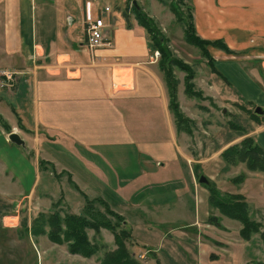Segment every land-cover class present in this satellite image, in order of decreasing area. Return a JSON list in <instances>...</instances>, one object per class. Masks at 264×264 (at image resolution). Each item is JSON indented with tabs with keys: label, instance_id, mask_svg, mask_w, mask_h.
<instances>
[{
	"label": "crops",
	"instance_id": "crops-1",
	"mask_svg": "<svg viewBox=\"0 0 264 264\" xmlns=\"http://www.w3.org/2000/svg\"><path fill=\"white\" fill-rule=\"evenodd\" d=\"M103 1L0 0V71L14 73L17 80L11 94L4 77L0 87L6 100L0 102V115L11 128L7 134L0 125V147L8 154L0 155V188L11 189L9 196H0V232L15 228L4 227L2 217L56 184V199L70 213L79 214L83 194L104 201L133 231L143 227L134 236L146 247L139 256L148 259L146 264H220L225 255L202 236L214 238L203 229L199 211L203 203L208 208V195L201 193L197 203L192 163L209 165L240 137L226 133L225 142L192 155L168 108L148 34L134 11L126 21L131 0H119L113 10L104 5L111 8L106 21L113 47L88 50L83 20ZM189 1L197 36L222 40L234 53L209 50L228 89L235 98L251 99L257 91L240 63L249 58L238 53L264 52V0ZM136 3L163 26L165 6L157 0ZM250 58L261 59L264 69V55ZM11 133L23 145L11 143Z\"/></svg>",
	"mask_w": 264,
	"mask_h": 264
},
{
	"label": "rangeland",
	"instance_id": "rangeland-1",
	"mask_svg": "<svg viewBox=\"0 0 264 264\" xmlns=\"http://www.w3.org/2000/svg\"><path fill=\"white\" fill-rule=\"evenodd\" d=\"M118 1L119 0L103 1L101 3L102 7L99 8H103L104 5L108 3L113 10L115 7L114 5H117ZM131 1L136 2V0ZM149 1L152 2V0ZM157 1L165 6L163 11H165L166 14L163 13L162 15L164 19L163 26L158 28V25L156 24L157 30L166 39L165 47L175 58L191 68L194 73V78L191 81L193 84V90L194 92L201 93L199 97L186 95L184 91L185 73L177 68H172V75L176 81L177 102L180 111L193 123L192 134L178 132L185 134L182 137L187 140V148H189L191 154L197 156L199 153L203 154V152H207L210 144L212 145V142L213 144H216L221 140L225 142L226 139L229 138L226 133L235 136L238 135L240 137L235 143H239L245 137H250L264 151V134L259 137V134L264 132V115L257 116L254 114L256 107H260L264 111V69L262 68L261 59L250 58V56L264 55V52L238 53L240 56H248L246 58H249L248 60L243 59V62L240 63L244 67L242 70L253 83L252 85L255 87L253 89L257 92L252 95L251 99H241L240 96L235 98L236 95L230 92L228 89L229 84L223 77L219 78L218 76L210 75L212 71L207 65V59L202 56L200 49L186 42L184 37V22L180 21L175 15V12H172L169 8L170 5H177L179 2L176 3L175 0ZM182 1L183 4H180L177 7V10L188 17L190 13L187 12V7H190V1ZM137 5L139 7V3ZM124 11L126 21L128 22V18L133 17L131 5L127 4ZM210 48L213 47L207 48L209 54ZM160 58L161 55L159 52V58L157 61H159ZM248 70H251L253 75H255L250 76ZM4 73L7 72L0 71L1 88L5 86L3 85V77L7 80ZM230 74L233 75L234 73L232 72ZM14 78L15 75L13 74V79L10 81L7 80V93L14 91V87L11 88L17 81ZM162 78L165 84L163 73ZM0 102L1 105H5L4 103L6 100L3 96H0ZM223 110H225V113H223ZM0 118L6 122L1 115ZM0 155L7 157L8 154L0 147ZM225 166L226 164L224 161L220 157L217 158L216 155L209 165H205L203 168L195 166L192 163L194 183L200 190L197 203L199 205L201 204V193H203V195H205V193L208 195L206 186H213L224 194L241 195L242 193L245 195L244 198L248 204L251 218L261 223V231L264 233V176L261 173L248 170L244 164L230 166L228 170L223 168ZM53 175L55 176V173ZM201 175L209 181V185L205 186L198 183V179ZM239 175H243L244 178L241 182L235 183L233 179ZM54 176L53 179H51V182L55 179ZM31 181L32 178L30 177L26 183H30ZM54 181L56 183V180ZM43 182L44 180L42 179L41 184ZM40 193L41 195L39 194L38 197H34L35 202L32 201L31 196L30 203H28L29 201L26 203L23 202L17 212H10L7 216L2 217L1 222L4 227L7 226V229L15 228H13L11 232H0V264H100L103 255L116 248L112 234L105 229H101L99 234H95L92 230L86 231L89 240L94 241L100 246V249L91 258H85L77 254H70L68 252L67 242L62 245L54 244L48 239L46 234L33 236L31 234L32 221L38 214L43 213L49 215L57 210L61 213L60 215L68 213L73 214L68 211L62 200L56 199V184L52 186L51 191H41ZM10 194V188H0V196H9ZM42 199L45 200L41 202ZM84 207L85 203L83 208L77 211L79 214L73 215H83ZM109 209L113 211L110 207ZM94 210L104 213V206L101 203H94ZM200 210L201 212L199 211V215H202L205 221L203 227L204 231L206 234L208 233L214 237L211 239L207 235H202L203 238L218 245L220 248L218 249V253H223V255H225V260L218 259L220 264H228V262H231L232 264H264V242L259 234L254 235L250 241H243L238 235L240 229V224L238 222L223 217L217 210L212 209L209 205L207 208L205 203L200 205ZM113 212L120 215L115 211ZM206 212H208V214ZM126 214H128V217L137 215L134 212H128ZM91 215H94V213ZM209 216L217 217L220 221L221 228L209 224L207 222ZM122 217L125 219L124 216ZM110 219L114 221L113 218L110 217ZM151 225H153V223H151ZM120 229L128 230L130 235L133 234V237L131 236L127 240L126 245L134 258L141 263L146 264L148 259L146 260V258L139 257L146 247L142 248L141 246L144 245L139 243L134 236L135 232L145 231V229L139 227L133 231L134 229L129 227L126 219ZM145 236L147 237V234ZM136 240L139 245L136 244ZM216 256L218 257V255ZM211 258L215 259L216 257L211 256ZM153 263L154 262L151 264Z\"/></svg>",
	"mask_w": 264,
	"mask_h": 264
},
{
	"label": "trees",
	"instance_id": "trees-1",
	"mask_svg": "<svg viewBox=\"0 0 264 264\" xmlns=\"http://www.w3.org/2000/svg\"><path fill=\"white\" fill-rule=\"evenodd\" d=\"M175 1L179 3L177 5H170L169 8L172 12H175V15L180 21L184 22V37L186 42L199 48L202 56L207 59V65L210 67L212 73L222 77L215 68L214 59L207 52V48L213 47L227 54H233V51H231L222 40L209 41L197 36L191 14V6L187 7V12L190 14L186 17L182 12L177 10V7L183 4V1ZM131 9L136 14L139 24L148 34L150 49L160 52L161 58L158 61V66L165 79L169 98L168 108L174 116L176 129L178 132L192 134L193 123L181 113L177 102L176 81L172 75V68H177L185 73V94L199 97L201 93L194 92L193 84L191 83L194 78V73L187 64L175 58L167 50L165 47L166 39L157 30L155 23L151 19H148L134 4L131 5ZM0 123L7 133L11 132L8 124L1 118ZM220 158L226 164V166L223 167L224 169L228 170L230 166L244 164L248 170L261 173L264 176V151L250 137H245L239 143L227 147L220 154ZM41 164H43L42 161H40V165ZM243 178V175H239L234 178L233 181L239 183ZM206 189L208 191V205L212 209L217 210L223 217L240 224L238 235L243 241H250L254 235L259 234L264 242V233L261 231L262 225L260 222L251 218L248 204L243 195L224 194L213 186H206ZM82 196L84 197L85 203L83 215L77 216L69 213L60 215L61 213L58 210L49 215L43 213L38 214L32 221L31 234L33 236L46 234L48 239L57 245H62L67 242L68 252L70 254L91 258L97 253L100 246L94 241L89 240L86 231L92 230L95 234H99L101 229H105L112 234L116 248L111 252L105 253L100 264H143L134 258L126 245L131 235L128 230L120 229L121 225L125 223V219L111 211L108 205L102 200H89L86 196ZM94 203H101L104 206V213L95 211ZM92 213H94V215H91ZM110 217L113 218L114 221H112ZM207 222L221 228L220 221L217 217L209 216ZM156 264L159 263L156 261Z\"/></svg>",
	"mask_w": 264,
	"mask_h": 264
},
{
	"label": "built area",
	"instance_id": "built-area-1",
	"mask_svg": "<svg viewBox=\"0 0 264 264\" xmlns=\"http://www.w3.org/2000/svg\"><path fill=\"white\" fill-rule=\"evenodd\" d=\"M110 15L111 8L109 6L97 9L96 13L93 12V14L89 10L86 12V17L83 20L85 43L92 54L98 49H111L113 47V41L109 36L111 23L106 21V17ZM158 58L159 52L156 50L152 54V59L157 61ZM13 74L11 72L4 73L8 81L13 79Z\"/></svg>",
	"mask_w": 264,
	"mask_h": 264
},
{
	"label": "water",
	"instance_id": "water-1",
	"mask_svg": "<svg viewBox=\"0 0 264 264\" xmlns=\"http://www.w3.org/2000/svg\"><path fill=\"white\" fill-rule=\"evenodd\" d=\"M133 4L137 6L135 1L133 2ZM223 113H225V110H223ZM254 114L257 116H261V115H264V111L262 108L256 107L254 110ZM8 140L11 143H14L15 145H23V141L19 138V136L16 133H11L8 136ZM198 183L203 184V185H209V181L203 175L199 177Z\"/></svg>",
	"mask_w": 264,
	"mask_h": 264
}]
</instances>
